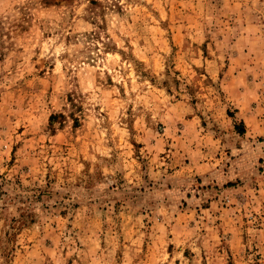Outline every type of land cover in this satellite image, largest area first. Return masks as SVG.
<instances>
[{"label": "rangeland", "instance_id": "rangeland-1", "mask_svg": "<svg viewBox=\"0 0 264 264\" xmlns=\"http://www.w3.org/2000/svg\"><path fill=\"white\" fill-rule=\"evenodd\" d=\"M0 264H264V0H0Z\"/></svg>", "mask_w": 264, "mask_h": 264}]
</instances>
